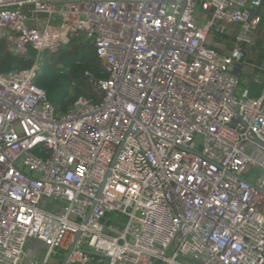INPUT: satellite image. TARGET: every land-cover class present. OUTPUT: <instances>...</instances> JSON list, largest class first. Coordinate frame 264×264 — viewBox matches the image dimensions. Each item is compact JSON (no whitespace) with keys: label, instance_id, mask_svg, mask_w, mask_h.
I'll return each mask as SVG.
<instances>
[{"label":"built area","instance_id":"obj_1","mask_svg":"<svg viewBox=\"0 0 264 264\" xmlns=\"http://www.w3.org/2000/svg\"><path fill=\"white\" fill-rule=\"evenodd\" d=\"M257 33L264 0H0L34 51L0 73V264H264V81L238 92ZM73 39L102 98L58 112L35 80Z\"/></svg>","mask_w":264,"mask_h":264},{"label":"trees","instance_id":"obj_2","mask_svg":"<svg viewBox=\"0 0 264 264\" xmlns=\"http://www.w3.org/2000/svg\"><path fill=\"white\" fill-rule=\"evenodd\" d=\"M34 51L19 56L13 53L4 37H0V73L13 69L26 70L33 64ZM85 72L96 78L105 77L93 46L73 39L56 52L46 51L36 77V85L43 89L51 104L60 112H66L79 98L98 102L102 93L85 77Z\"/></svg>","mask_w":264,"mask_h":264},{"label":"crops","instance_id":"obj_3","mask_svg":"<svg viewBox=\"0 0 264 264\" xmlns=\"http://www.w3.org/2000/svg\"><path fill=\"white\" fill-rule=\"evenodd\" d=\"M43 1H52V2H59V3L64 4V3H68V2H72L76 0H43ZM259 34L260 33H257L254 36L252 45L249 48L250 52L247 54L245 64L242 65V68L239 72L241 76L242 72H244L245 70H248L249 73L246 76L247 78L245 81L248 82V86H249L248 89L250 90V92L252 91L256 96L259 95L263 87V81H264V74L260 72L257 68L261 66L262 64H264V42L260 40ZM220 52H222V50ZM254 56H255V59H254ZM250 59H254V60L251 62ZM253 87L256 88L257 93L253 91ZM31 245L35 247L36 251L43 248L42 244L35 240H29L27 242L26 247H29Z\"/></svg>","mask_w":264,"mask_h":264},{"label":"rangeland","instance_id":"obj_4","mask_svg":"<svg viewBox=\"0 0 264 264\" xmlns=\"http://www.w3.org/2000/svg\"><path fill=\"white\" fill-rule=\"evenodd\" d=\"M7 36H15V33H10ZM259 37H261V33L259 34ZM254 59H255V56H254ZM254 59H250V61L252 62ZM250 69H251V67H250ZM242 73H241V76H240L242 79L239 81L238 92H240L243 89H248V87H249L248 86V82L245 81L246 78H247L246 76L248 75L249 72H248V70H245ZM253 91H255V93H257V90H256L255 87H253ZM250 94H251L252 97H256V95L252 91H251ZM58 112H60V111H58ZM42 203H44V205H43L44 208H51L52 207L51 210H54V208H55V204L54 203H49L46 200L42 201ZM56 205L59 206V210H60V208H64V204L63 203H58ZM26 248H28L27 249V253L29 255V258H31L32 260H35L37 262L41 261V258L43 256V253H44L45 249L42 248V249H39L38 251H36L35 247L33 245H31L29 247H26ZM58 261H60V259H58Z\"/></svg>","mask_w":264,"mask_h":264},{"label":"water","instance_id":"obj_5","mask_svg":"<svg viewBox=\"0 0 264 264\" xmlns=\"http://www.w3.org/2000/svg\"><path fill=\"white\" fill-rule=\"evenodd\" d=\"M0 37H3V36H1V34H0ZM13 53H15L16 55H19V56H24L25 55V54L17 52V51H14Z\"/></svg>","mask_w":264,"mask_h":264}]
</instances>
